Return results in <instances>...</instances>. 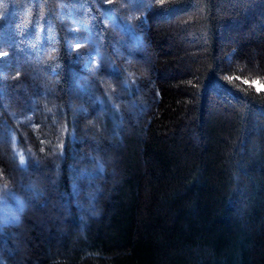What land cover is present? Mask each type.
<instances>
[{"label": "trees", "instance_id": "1", "mask_svg": "<svg viewBox=\"0 0 264 264\" xmlns=\"http://www.w3.org/2000/svg\"><path fill=\"white\" fill-rule=\"evenodd\" d=\"M256 82L264 0H0V264H264Z\"/></svg>", "mask_w": 264, "mask_h": 264}, {"label": "rangeland", "instance_id": "2", "mask_svg": "<svg viewBox=\"0 0 264 264\" xmlns=\"http://www.w3.org/2000/svg\"><path fill=\"white\" fill-rule=\"evenodd\" d=\"M16 154L20 162V157H23V162L21 163L24 164L25 158L23 153L19 149H16ZM57 202H61V200H57ZM22 208L23 203L18 195H14L12 191L8 189H4L0 192V222H17Z\"/></svg>", "mask_w": 264, "mask_h": 264}, {"label": "snow or ice", "instance_id": "3", "mask_svg": "<svg viewBox=\"0 0 264 264\" xmlns=\"http://www.w3.org/2000/svg\"><path fill=\"white\" fill-rule=\"evenodd\" d=\"M77 47H79V45H77ZM256 85H257V89L258 90H261L262 88H264V85H260L259 82H256ZM20 159H21V162H23V157L22 156L20 157Z\"/></svg>", "mask_w": 264, "mask_h": 264}]
</instances>
